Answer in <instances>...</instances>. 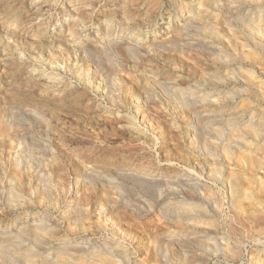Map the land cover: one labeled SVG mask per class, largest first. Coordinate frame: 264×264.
<instances>
[{
	"label": "rangeland",
	"instance_id": "374dc122",
	"mask_svg": "<svg viewBox=\"0 0 264 264\" xmlns=\"http://www.w3.org/2000/svg\"><path fill=\"white\" fill-rule=\"evenodd\" d=\"M259 66L264 0H0V264H264Z\"/></svg>",
	"mask_w": 264,
	"mask_h": 264
},
{
	"label": "bare ground",
	"instance_id": "6f19581e",
	"mask_svg": "<svg viewBox=\"0 0 264 264\" xmlns=\"http://www.w3.org/2000/svg\"><path fill=\"white\" fill-rule=\"evenodd\" d=\"M254 25V24H253ZM253 60V59H252ZM226 64V63H225ZM260 65V64H259ZM260 67V66H259ZM264 67V66H263ZM263 67H260L261 70H262V74L264 75V68ZM247 76V75H246ZM255 76V73L254 72H250L249 73V79L250 81H253V78ZM226 79V78H225ZM247 79V78H246ZM249 79H248V82H249ZM255 82V81H254ZM253 82V83H254ZM259 82V81H258ZM251 83V82H250ZM259 88L258 91L260 92L259 95L261 96V98L264 100V82H260L259 84H257ZM256 85V86H257ZM254 86V85H253ZM236 92V91H235ZM12 94V93H11ZM237 94V93H235ZM223 98V97H222ZM224 100V99H223ZM262 101V100H261ZM211 103V102H210ZM260 119V118H259ZM255 120V119H254ZM209 124V123H208ZM207 124V125H208ZM213 125V124H212ZM215 126V125H214ZM231 126V125H230ZM234 126V125H233ZM247 129L245 130H237V128L235 127V131L233 133V136L235 139H238V140H242V141H245L247 143V149L245 150V152L242 154V157L239 158L241 160H244L246 161L247 163H249L251 169L254 171V173H261V171H264V122L263 121H260V122H257V125L255 124H251V125H248L246 126ZM213 128V127H212ZM215 130V129H214ZM217 130V133L220 134L221 131L220 129H216ZM248 134L252 136V139L251 140H248ZM263 138V139H262ZM253 147V148H252ZM261 152V153H260ZM260 153V154H259ZM261 156H259V155ZM226 162L228 164H232V157L229 158L228 156L226 157ZM214 161V160H213ZM239 162V161H238ZM245 163V162H244ZM217 165V164H216ZM240 165V164H239ZM243 167V166H242ZM241 167V168H242ZM244 168V167H243ZM248 169V168H247ZM215 170V169H214ZM232 170V169H231ZM230 170V171H231ZM219 171V170H218ZM214 173L216 171H213ZM221 172V171H220ZM241 172V171H240ZM232 173V172H231ZM230 173V174H231ZM253 173V172H252ZM263 173V172H262ZM216 174V173H215ZM248 174H251L250 171ZM264 174V173H263ZM221 175V174H220ZM245 175V173H244ZM243 174H235L233 173L230 177L227 178V182L226 184H228V189L229 190V199L231 201L232 204H236L238 205L240 202H242V200H253L254 197V194L258 192L260 193H264V175L261 176V177H257V178H254L255 177V174L254 177H252L250 180L249 179V175H248V179L249 181L247 182H250L251 184V191L249 189V192H246L244 190V188L242 187V183H243V180H245V176ZM252 175V176H253ZM259 175V174H258ZM214 176V175H213ZM257 176V175H256ZM218 178V177H217ZM219 179V178H218ZM223 178H221L222 180ZM246 182V181H245ZM244 182V183H245ZM249 184V185H250ZM245 185H247L245 183ZM245 185L243 184V186L245 187ZM227 188V186H226ZM248 191V190H247ZM13 192V191H12ZM12 195V194H11ZM262 195V194H261ZM264 195V194H263ZM261 198H259L260 200ZM256 200V199H255ZM245 202V201H244ZM243 202V203H244ZM253 203V202H252ZM261 203V202H260ZM259 203V204H260ZM241 204V203H240ZM251 204V203H250ZM244 205V204H243ZM254 205V203H253ZM258 205V204H257ZM186 206H184L185 208ZM194 207V206H193ZM218 207V206H217ZM177 208V207H176ZM188 209V208H187ZM196 209V208H195ZM240 209V208H239ZM198 210V209H197ZM199 211V210H198ZM189 212V211H188ZM197 212V211H196ZM201 213V212H200ZM253 213V212H252ZM202 215V214H201ZM205 216V215H204ZM212 218V217H211ZM255 218V217H254ZM252 219V218H251ZM213 220V219H212ZM261 221V220H260ZM211 223V222H210ZM41 231V230H40ZM35 237V235H34ZM33 237V238H34ZM14 245V244H13ZM62 248V247H61ZM67 248V247H66ZM7 249V248H6ZM10 249V248H9ZM3 250V248H2ZM8 250V249H7ZM7 250L3 251V252H6ZM107 250V249H106ZM1 251V250H0ZM109 251V250H108ZM2 252V251H1ZM2 252V253H3ZM111 252V251H109ZM112 253V252H111ZM106 254L105 252H103V254H95V255H92L91 257L89 256V259L86 261L87 263H82V264H116L114 262L111 261V257L113 254ZM8 254V253H7ZM116 254V253H114ZM9 255V254H8ZM21 255V254H20ZM59 258V260H62L64 263H71L72 261V258L70 259L68 255H66V253L64 252V250L62 249L60 251V255H57ZM115 256V255H114ZM10 257V256H9ZM8 257V258H9ZM19 258L16 259V260H19L21 262H23L24 264H49L47 262H41V263H37V262H34L32 260V254L31 253H26L24 255H21V256H18ZM16 258V257H15ZM73 263V262H72ZM264 263V262H263Z\"/></svg>",
	"mask_w": 264,
	"mask_h": 264
}]
</instances>
